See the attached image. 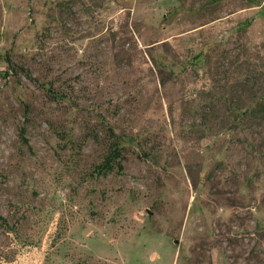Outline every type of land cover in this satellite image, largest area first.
<instances>
[{"label":"rangeland","instance_id":"rangeland-1","mask_svg":"<svg viewBox=\"0 0 264 264\" xmlns=\"http://www.w3.org/2000/svg\"><path fill=\"white\" fill-rule=\"evenodd\" d=\"M0 264H264V0H0Z\"/></svg>","mask_w":264,"mask_h":264},{"label":"trees","instance_id":"trees-1","mask_svg":"<svg viewBox=\"0 0 264 264\" xmlns=\"http://www.w3.org/2000/svg\"><path fill=\"white\" fill-rule=\"evenodd\" d=\"M117 149V148H116ZM115 151V150H114ZM114 153V152H113Z\"/></svg>","mask_w":264,"mask_h":264}]
</instances>
